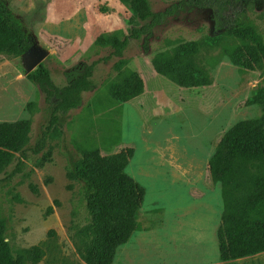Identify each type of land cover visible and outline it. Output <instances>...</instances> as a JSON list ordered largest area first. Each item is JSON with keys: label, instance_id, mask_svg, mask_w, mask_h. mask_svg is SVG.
I'll return each instance as SVG.
<instances>
[{"label": "rangeland", "instance_id": "374dc122", "mask_svg": "<svg viewBox=\"0 0 264 264\" xmlns=\"http://www.w3.org/2000/svg\"><path fill=\"white\" fill-rule=\"evenodd\" d=\"M4 1L21 20L31 43L37 39L49 50L43 62L59 87L76 65L110 55V44L99 37L128 34L133 18L120 0ZM180 1L151 3L155 11H163ZM244 14L264 38V0H232L226 11L186 5L156 31L152 50L169 47L167 38L202 43L195 61L209 71L210 86L179 87L158 74L131 40L124 56L131 57L140 71L145 92L114 104L110 84L124 69L115 68L117 56L100 61L93 76L96 87L83 93L78 108L59 114V123L39 153L33 148L49 122L52 105L28 79L22 54L0 53V121H31L21 170L12 174L19 162L17 153L0 172V214L15 254L40 246L42 258L27 264H87L76 240L77 230L88 224L90 215L82 185L68 176V165L71 156L82 155L97 141L103 154H128L129 172L141 199L139 229L118 249L114 264H264V252L230 258L221 186L209 168L222 135L236 122L262 114L260 106L246 101L264 84V68L234 65L223 46L235 44L225 30ZM213 41L217 43L212 45Z\"/></svg>", "mask_w": 264, "mask_h": 264}, {"label": "trees", "instance_id": "16d2710c", "mask_svg": "<svg viewBox=\"0 0 264 264\" xmlns=\"http://www.w3.org/2000/svg\"><path fill=\"white\" fill-rule=\"evenodd\" d=\"M133 13L129 33L122 37L102 34L99 41L110 44V55L80 63L65 73L67 83L59 87L50 69L42 62L27 77L36 83L52 105L49 122L43 128L33 148L41 152L59 123V114L69 113L82 104L83 93L93 90L94 71L100 61L112 56L120 59L117 70L124 69L119 80L110 84L114 104L126 103L145 92V82L131 57L124 56L135 41L149 57L161 76L179 87L210 86L209 71L196 63L202 43L198 40L173 41L169 47L152 50L156 31L167 19L184 6H208L226 11L232 0H182L163 11H155L151 0H120ZM103 12L107 8H101ZM235 40L224 46L234 65L248 70L264 68V38L257 24L247 15L237 17L226 30ZM217 42L213 41L212 45ZM21 20L4 0H0V53L20 55L31 46ZM247 105H258L262 114L232 125L221 137L209 159V168L216 184L221 186L223 201L222 224L227 252L232 259L264 252V84L253 90ZM31 121H0V172L19 153V162L12 172L21 170V157H26ZM130 160L125 151L103 154L97 141L78 157L71 156L68 176L82 185L90 215L87 225L77 230V250L87 264H114L118 249L139 229L140 194L134 176L129 172ZM72 188V185H69ZM37 191L36 187H33ZM50 207L48 214L52 213ZM8 225L0 214V264H27L43 256L40 246L20 250L15 254L7 237Z\"/></svg>", "mask_w": 264, "mask_h": 264}, {"label": "water", "instance_id": "95a60500", "mask_svg": "<svg viewBox=\"0 0 264 264\" xmlns=\"http://www.w3.org/2000/svg\"><path fill=\"white\" fill-rule=\"evenodd\" d=\"M49 54V50L42 47L37 39L32 40L31 46L22 53L26 75L35 70Z\"/></svg>", "mask_w": 264, "mask_h": 264}]
</instances>
